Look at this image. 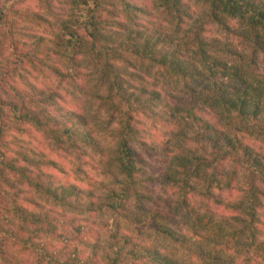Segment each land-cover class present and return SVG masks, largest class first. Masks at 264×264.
I'll return each instance as SVG.
<instances>
[{
    "label": "clouds",
    "instance_id": "1",
    "mask_svg": "<svg viewBox=\"0 0 264 264\" xmlns=\"http://www.w3.org/2000/svg\"><path fill=\"white\" fill-rule=\"evenodd\" d=\"M0 264H264V0H0Z\"/></svg>",
    "mask_w": 264,
    "mask_h": 264
}]
</instances>
